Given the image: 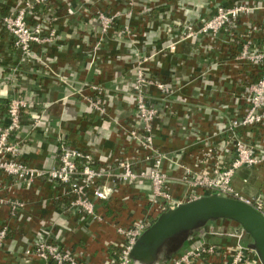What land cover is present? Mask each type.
I'll use <instances>...</instances> for the list:
<instances>
[{
    "label": "crops",
    "instance_id": "0c3cea01",
    "mask_svg": "<svg viewBox=\"0 0 264 264\" xmlns=\"http://www.w3.org/2000/svg\"><path fill=\"white\" fill-rule=\"evenodd\" d=\"M22 1L0 0V132L9 124L10 100L23 98L34 104L21 115V128L12 138L23 145L22 160L28 165H57L61 144H66L90 152L96 167H113L119 173L117 161L135 156L136 144L128 138L137 126L131 94L137 63L145 58L146 74L170 89L164 94L146 87L150 104L160 112L154 143L166 155L163 170L171 180L182 177L186 168L198 170L205 147L222 148L232 122L245 114L248 88L262 67L239 55L248 41L264 48V0H247L253 8L250 16L218 34L185 41H178V36L211 18L217 5L240 0H49L29 21L50 22L58 39L50 46H35L31 60L22 59L2 28V19ZM99 11L120 14L104 39L96 19ZM126 26L131 34L124 33ZM95 85L102 88L104 115L91 103L98 95ZM38 118L40 126L35 127ZM236 133L264 150V128H240ZM232 159L227 153L224 163ZM6 180L0 175V190L9 184ZM232 186L245 199L264 196V165L237 169ZM149 191L148 182L119 183L111 200L96 203L104 218L101 223L70 209L73 197L68 189L46 179H37L29 189L0 191L1 197L26 205L19 217L0 207V227L10 229L0 264H40L24 254L37 234L71 252L81 264H114L124 239L116 227H129L153 214ZM169 192L185 200L189 190L177 181L170 183ZM222 223L209 224L190 238L188 247L199 242L221 248L234 245L230 233L237 225ZM197 264L221 262L205 256Z\"/></svg>",
    "mask_w": 264,
    "mask_h": 264
},
{
    "label": "built area",
    "instance_id": "2783aa9c",
    "mask_svg": "<svg viewBox=\"0 0 264 264\" xmlns=\"http://www.w3.org/2000/svg\"><path fill=\"white\" fill-rule=\"evenodd\" d=\"M48 3L49 0H24L20 7L2 19V28L12 37L13 46L23 60L34 58L35 46H50L58 39L56 30L48 25L50 22L42 19H37L33 23L29 21L37 8L47 6ZM252 10L247 0L237 1L231 6L219 4L211 18L202 21L197 28L183 32L177 39L185 41L198 35H216L242 18L249 17ZM119 16L120 14L103 11L96 13L102 39ZM260 31L264 37V29ZM124 33L131 34L130 28L126 26ZM171 49H174L173 45ZM239 56L242 60L261 64L260 76L248 88L246 112L243 117L232 122L229 140L220 149L206 146L198 162L200 166L198 170L186 168L182 177L172 180L163 170L166 155L158 150L154 143V129L160 112L150 104L146 87L153 86L164 94H168L170 89L167 84L153 80L146 74L143 63L148 59L145 58L137 63V75L131 94L137 126L129 131L128 138L136 144L135 156L117 161L115 167L120 170L119 173L113 172V167L112 169L96 167L90 152L66 144H61L57 165L41 168L28 165L22 160L23 145L12 138L21 128V115L33 108L34 104L23 98H14L7 105L9 124L0 132V175L9 181V184L0 191L9 192L14 187L29 189L37 179H46L68 189V194L73 197L69 204L70 209L76 210L86 219L101 223L104 218L96 211L97 202L111 200L119 183L137 185L148 182L150 184L148 201L153 214L149 213L129 227H116L117 233L124 239L119 245L120 253L114 264H134L132 251L139 238L162 214L183 203L217 195L241 200L264 215L263 195L245 199L232 186V178L237 169L264 165L262 145L247 143L236 133L240 128H264V48L253 47L252 42L248 41ZM93 89L98 95L91 100L92 106L104 115L107 110L101 98L102 88L95 85ZM34 126H40V118L35 119ZM227 153L233 155L229 165L224 163V156ZM138 166L140 168H137ZM177 181L189 190L185 200L177 199L169 192L170 183ZM0 207H7L11 216L19 217L26 205L21 200L0 196ZM9 233L10 229L7 226L0 227V251ZM246 237L248 235L242 229V233L235 234L234 245L225 248L199 242L174 256L167 264H197L205 256L217 257L221 264H263L257 251L244 243ZM24 254L38 258L40 264H81L71 252L57 243L41 238L39 234L25 249Z\"/></svg>",
    "mask_w": 264,
    "mask_h": 264
},
{
    "label": "water",
    "instance_id": "95a60500",
    "mask_svg": "<svg viewBox=\"0 0 264 264\" xmlns=\"http://www.w3.org/2000/svg\"><path fill=\"white\" fill-rule=\"evenodd\" d=\"M217 221L238 224L264 264V215L241 200L217 195L180 204L162 214L139 238L132 257L138 264H167L184 237L190 240L200 228Z\"/></svg>",
    "mask_w": 264,
    "mask_h": 264
},
{
    "label": "trees",
    "instance_id": "16d2710c",
    "mask_svg": "<svg viewBox=\"0 0 264 264\" xmlns=\"http://www.w3.org/2000/svg\"><path fill=\"white\" fill-rule=\"evenodd\" d=\"M218 222V221H217ZM219 222H225V221H219ZM227 222V221H226ZM229 222H232V221H229ZM211 223H214V222H210L209 224H211ZM234 223V222H233ZM209 224H207V225H205V227H202V228H200L198 231H197V233L195 234V235H198V234H200ZM234 224H236V223H234ZM236 225H238V224H236ZM239 226V225H238ZM240 227V226H239ZM194 235V236H195ZM248 235V234H247ZM249 236V235H248ZM188 237H184L183 239H182V241L177 245L179 248H178V253L180 254V253H182L183 251H185L187 248H188V244H189V242H190V240L189 239H187ZM251 242H252V240L250 239V243L248 244L249 246H250V244H251ZM119 253H120V251H119ZM178 253H177V255H178ZM176 255V256H177ZM133 262H134V264H138L134 259H133Z\"/></svg>",
    "mask_w": 264,
    "mask_h": 264
},
{
    "label": "rangeland",
    "instance_id": "374dc122",
    "mask_svg": "<svg viewBox=\"0 0 264 264\" xmlns=\"http://www.w3.org/2000/svg\"><path fill=\"white\" fill-rule=\"evenodd\" d=\"M227 222H229V221H227ZM227 222L225 221V222H223V223H227ZM223 223H222V224H223ZM230 223H233V222H230ZM228 224H229V223H228ZM228 224H226V225H227V228H229V227H228ZM233 224H234V223H233ZM235 225H236V224H235ZM220 228H221V227H220ZM227 228H226V230H225L226 233L229 232V230H227ZM233 230H234V229H233ZM235 230H236V231H234L233 233H230V234H232V238H234V239H235V234H236V233H238V232H239V233H242V228L239 227L238 225H237V227H236ZM193 237H194V236H193ZM249 238H250L249 236L246 237L244 243H246V244L250 243V239H249ZM178 254H179V253H178ZM175 255H177V254H175ZM175 255H174V256H175Z\"/></svg>",
    "mask_w": 264,
    "mask_h": 264
}]
</instances>
